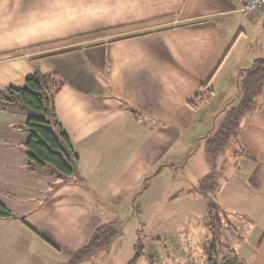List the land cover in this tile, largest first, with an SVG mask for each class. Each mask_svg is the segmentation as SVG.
<instances>
[{
    "label": "crops",
    "instance_id": "1",
    "mask_svg": "<svg viewBox=\"0 0 264 264\" xmlns=\"http://www.w3.org/2000/svg\"><path fill=\"white\" fill-rule=\"evenodd\" d=\"M245 2L0 1V92L24 88L36 69L59 74L55 112L80 160L79 178L64 181L30 169L27 117L0 111V204L18 218L0 219V264H61L99 227L133 210L143 216L150 201L161 219L164 202L203 198L192 182L217 160V202L254 238L237 255L264 264V90L234 141V166L229 147L215 160L206 148L245 72L264 59V36L252 39L264 34V11L244 16ZM206 85L211 100L193 107ZM199 154L211 171L196 175Z\"/></svg>",
    "mask_w": 264,
    "mask_h": 264
},
{
    "label": "trees",
    "instance_id": "2",
    "mask_svg": "<svg viewBox=\"0 0 264 264\" xmlns=\"http://www.w3.org/2000/svg\"><path fill=\"white\" fill-rule=\"evenodd\" d=\"M2 1V0H0ZM65 85L59 74L44 75L36 69L34 75L26 80L22 89L8 88L0 92V111L27 117L25 131L29 134L25 144L30 169L51 168L62 181L79 178V157L71 145L68 136L58 122L55 112V96ZM264 90V59H258L248 69L241 83V94L236 105L227 112L218 131L206 142L211 160L224 154L230 142L238 141L243 123L249 114L262 107L261 96ZM213 91L203 86L200 95L192 102L193 107L207 104ZM218 180L208 176L196 188L195 192L207 201V229L210 239L202 250L208 264H243L235 249L223 241V220L227 214L217 202ZM0 219L17 220L4 205L0 204ZM23 222L22 219H19ZM119 222L99 227L91 236L88 244L78 250L66 264H83L98 251L109 249L113 241L121 234ZM46 241V240H45ZM157 241L160 242L158 239ZM264 242V236L260 246ZM228 248L234 256H222ZM144 245L140 240L136 244V253L128 264H136L142 257Z\"/></svg>",
    "mask_w": 264,
    "mask_h": 264
},
{
    "label": "rangeland",
    "instance_id": "3",
    "mask_svg": "<svg viewBox=\"0 0 264 264\" xmlns=\"http://www.w3.org/2000/svg\"><path fill=\"white\" fill-rule=\"evenodd\" d=\"M251 30H254V25H252ZM261 34L263 38L264 34L257 31L252 39L254 38L260 42ZM258 37L260 38L258 39ZM252 49L257 53L255 48ZM229 145L231 153L227 155L228 157L230 156L227 162L228 167L232 164L234 166L236 162L231 156L232 151L234 155L239 153V148L233 140ZM199 157L203 159L200 161L201 163L199 162L198 169L195 167V170H191L193 171L192 173L201 174L206 169V171L210 172L207 156L202 157L199 154ZM219 158L215 157L212 159ZM221 166L217 160L216 169L211 171L215 179L221 173H224L221 170ZM202 182L201 178L199 182L195 181L192 183L193 185H200ZM178 189H182L181 186ZM146 199L149 200L152 197H147ZM181 199L182 197H178L173 198L172 201L170 199V201L164 202L162 204L163 210L160 212L163 217L161 219L153 217L154 213L149 207L151 205L155 206L150 201L146 203V206L149 207L144 210L143 216L133 210L130 215L126 214L127 216L124 215L123 218L114 221V223L119 222L118 226L114 225V227H119L121 234L113 241L109 249L98 251L83 264H128L136 253L138 240L142 242L144 249L141 259L136 264H208L202 250L203 244L210 239V233L207 229V201L198 196L195 198L190 197L192 201L188 203L180 201ZM239 221L241 219L237 218H228V221L223 220L222 228L224 243L232 247L236 245L238 254L240 247L246 246L247 243H251L254 239L245 236L244 229ZM158 239L160 242L157 241ZM222 256L232 257L234 254L228 248H224ZM68 261L61 259L60 262L61 264H66Z\"/></svg>",
    "mask_w": 264,
    "mask_h": 264
},
{
    "label": "built area",
    "instance_id": "4",
    "mask_svg": "<svg viewBox=\"0 0 264 264\" xmlns=\"http://www.w3.org/2000/svg\"><path fill=\"white\" fill-rule=\"evenodd\" d=\"M264 11V0H246L242 13L244 16H253Z\"/></svg>",
    "mask_w": 264,
    "mask_h": 264
}]
</instances>
